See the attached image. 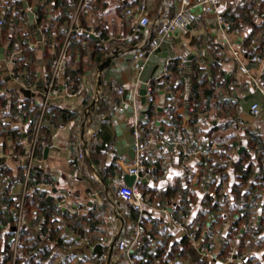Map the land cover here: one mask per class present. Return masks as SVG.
<instances>
[{"label": "crops", "instance_id": "1", "mask_svg": "<svg viewBox=\"0 0 264 264\" xmlns=\"http://www.w3.org/2000/svg\"><path fill=\"white\" fill-rule=\"evenodd\" d=\"M93 1H86L81 11V19L79 18L75 23L80 30L88 31L89 34L90 31L99 33V37L92 39L100 46L103 57L96 66H87L88 56L82 57L80 64L84 66V72L80 76V84L83 86L80 94L59 89L51 98L46 110L49 111L52 108L55 116L59 110H64L66 119L58 121L56 125L44 120L43 126L46 125L48 131L46 146L49 149L44 155L46 146L42 148L41 156L36 155L31 170L32 174L33 169L37 168L47 177V180L49 179L51 189L47 199L54 203L57 198L64 197L65 204L62 211L68 214L72 212L71 218H77L78 226L83 230L80 236L72 229L65 227L63 236L67 244L53 245L54 248L50 251L55 258L51 264H64L63 262L68 260V264H87L88 255L96 244L108 246L109 264H128L126 255L117 250L116 243L119 240L129 242L134 234L131 220L123 219L125 208L121 212L122 203L116 190L119 185L126 184L123 179V169L132 164L135 159L131 121L134 115L141 117L144 109L149 106L145 102L142 103L139 95L141 81L135 69L132 52L138 47H146L153 42L158 25L150 24L132 41H123L121 37L128 33L133 21L125 14V11L134 9L142 0H100L96 4H93ZM146 1L150 19L153 21L170 17L178 7L176 0ZM24 2L27 5L26 8H24ZM33 2L37 4L38 0ZM249 2L253 3L250 10L253 23L259 24L262 19L258 16V11L264 8V0H222L219 8L232 29L230 32H225L221 28L214 14L205 11L199 4V0H192L193 22L188 31L167 35L170 42L166 46V52L172 55L167 61L172 62L173 59H177L178 62L183 63V75L187 80L195 74V71L198 77L205 75L208 78L205 83L212 88L213 93L208 98L206 109L197 111L193 117L194 113L187 99L179 91L175 92L169 100V84L163 79V84L154 96L153 119L155 124L158 123L161 135L166 137L168 144L165 147L156 144L145 153L150 166L144 169L143 175L148 178L146 182H142L147 187L151 186L159 191L167 185L185 183L187 179L192 188L199 192L201 189L199 178L204 168L201 165L200 152L205 151L210 140L214 143L217 140H223L229 145L238 142L241 145L240 150L247 147L248 142L252 140L254 147L259 149L252 152V157L255 159L259 155L260 143L264 144V92L256 86L253 78L258 74L260 65L249 63L245 71L241 62H246L248 56L257 53L256 49L261 41V30L251 32L252 26L247 20L235 21L238 15L243 17L247 9L244 3ZM4 6L3 1L0 2V19L3 17ZM33 7L34 5H29L22 0V8L25 12L18 15L16 30L24 33L26 37L24 42L33 47L38 71L35 82L28 87L26 83L15 80L9 75L13 67L12 60L10 61V58L0 60V79L5 84L2 92L6 94L7 99L14 96L19 101V111H14L16 118L10 119V125L16 127L23 137L30 134L28 131L32 132V127L38 119L39 103L43 98L47 70L52 66L55 47L59 44L55 35L49 38L45 33L47 42L43 45L44 42L42 43L37 32L34 33L27 14V10H32ZM236 28H239L238 34L233 32ZM196 42L206 44L210 59L195 53ZM5 46L6 44L4 53ZM19 49L15 51L14 56L20 55ZM233 49L238 52V55L234 54ZM45 53L51 55L48 56ZM191 55L194 56L188 62L187 59ZM108 58H110L108 64L102 70L99 69V65ZM215 62L216 72L214 73L212 64ZM162 65L163 63L160 62L154 75L159 72ZM112 83L127 90V96L123 99L121 95L120 105L114 114L109 115L101 111L97 115L95 110L100 92L109 87L114 93L115 91L111 88ZM132 98L136 100L133 115L126 116L127 107ZM201 99H203L202 95ZM254 101L262 106L261 115L255 119V127L252 126L254 118L249 113V106ZM27 103L38 105V116L32 127L30 116H25L27 112L29 113L28 108L21 107ZM90 105L93 108L91 127L95 129L92 134L84 127L86 109ZM226 109L238 111L237 123L235 127L230 123L228 125L233 126L222 129L218 125L226 124V117L223 115ZM9 112L11 113L12 110ZM170 114L174 116L171 120L167 117ZM193 119L194 121L191 122ZM239 120H243L245 126L237 131ZM232 131L234 139L230 138ZM227 132H230L229 135ZM251 135L255 136L251 138ZM22 141L26 142V140ZM14 144L15 141L11 135H7L6 138L0 137V171L8 168L17 174L19 166L25 165L23 155L11 153ZM79 147L87 150L83 158L78 156ZM130 150H133V155L129 153ZM229 157L232 158L231 162L229 166L225 164L224 170L227 184L232 180V162L237 155L230 154ZM157 165L160 167H156ZM31 178L32 175H30ZM21 189V181L15 180L11 184L13 193L20 194ZM173 211L172 205L166 208L146 207L147 214L159 217L168 225L171 239L176 240L185 235L187 230L185 225L192 222L188 218L182 226L173 224L171 222ZM82 237H86L87 242L82 241ZM49 245L52 243H48ZM136 249L135 243L131 253ZM201 249H207L201 237L190 239L186 246L188 255L182 260V264H197L204 259ZM131 257L133 259L132 254ZM230 263L240 264V261L232 259L230 262L225 260L214 262V264Z\"/></svg>", "mask_w": 264, "mask_h": 264}, {"label": "trees", "instance_id": "2", "mask_svg": "<svg viewBox=\"0 0 264 264\" xmlns=\"http://www.w3.org/2000/svg\"><path fill=\"white\" fill-rule=\"evenodd\" d=\"M2 1L4 0H0V2ZM6 1L10 8L7 10L4 6L2 24L0 25V44L3 47L6 44L4 58L14 56L15 51L20 48V55L12 57V63L16 71H28L30 73L29 82L34 83L38 71L33 47L31 48L24 42V39H26L24 37L25 34L21 33L20 30H16L18 15L21 12H25L22 8V0ZM25 1L29 5H34V7L38 5L34 25H31L32 30L35 33L39 30L40 26H43L47 37L50 38L55 35L59 42L55 47V51L57 52L64 39L65 32L63 27L70 22L76 10L78 0H38L37 4L33 0ZM99 1L94 0L93 4ZM244 5L247 8L245 14H243V17L238 15L236 20H234L236 22L239 19L242 21L247 20L252 26L251 32L264 29V18L259 24L253 23L250 11L253 3H244ZM82 9L77 19L80 18ZM131 26L132 22L128 32H130ZM263 44L264 40L256 49L257 53H263ZM45 54L48 56L51 55L50 53ZM85 55L89 58V62L86 65L96 66L101 61L103 52L100 46L95 43V40L90 37L88 31L80 30L73 33L71 44L66 50V74L69 76L73 87H78L80 84V76L84 72V66L80 62L82 63V57ZM78 57H80V61ZM215 64L216 62L212 64V71L214 73L216 72ZM51 69L52 66L51 68L48 67L47 77ZM183 71V63L178 62L177 59H173L169 66L168 98L170 100L173 94L179 91L187 99L190 109L194 113V117L197 111H204L206 109L208 106V98L212 95L213 90L205 83L208 80L205 75L198 77V73L195 71V74H192L187 80L183 75ZM149 79L151 81L154 98L157 89L163 84V79L156 76H152ZM214 82L215 79L213 84ZM239 86L241 87V85ZM4 88L5 84L0 79V137L6 138L7 135H11L15 141L11 153L24 155L27 150V145L31 140L32 132L31 130L28 131L30 137L29 135L23 137L22 133L16 127L10 125V119L14 120L16 118L14 111H19V101L14 96L11 99H7L6 94L2 92ZM201 95L204 100L201 99ZM120 97L121 95L110 91L109 87L104 88L100 92L95 113L98 115L103 111L109 115L114 114L120 105ZM21 107L28 108L30 114L27 112L25 116H30V124L32 127L38 116V105L34 103L29 105L27 103V105H22ZM51 109L45 111L44 120L56 125L58 121L66 119L64 110H57L58 113H55V116ZM10 110H12L11 113L9 112ZM169 110L171 111V109ZM144 111L148 114V117L142 119L141 124L146 128L145 135H148V126L152 123L155 124L153 119L155 106L152 103ZM226 112L223 114L226 117V124L218 126L222 129H228L229 126L233 125L235 127L238 111L236 109H226ZM193 121L194 119L191 120V122ZM230 123L233 125H228ZM47 132V126H42L39 142L36 145L35 154L37 156H41L42 145L40 141H46ZM229 133L227 132V135ZM230 136V138L234 139L233 131ZM254 136L251 135V138ZM22 140H26V142L24 143ZM248 144L247 147L238 151L237 158L232 162V180L228 184L226 183L227 176L224 174L226 165L221 160L229 157L230 154L226 150L229 144L223 140H217L214 145L207 144L205 151L211 154L210 159H206L201 155V165L204 168L199 178L201 183L199 192L192 188L187 179L185 183L167 185L159 191L151 186L147 187L141 180L136 181L137 187L143 194V211L145 213L146 207L148 208L149 206L166 208L172 205L174 206L173 219L180 221L184 225L186 219L190 218L192 223L185 225L187 230L183 237L172 240L168 225L164 221L159 217H154L147 213L145 218L139 219V210L127 204L123 219L126 220V218H129L134 230L137 224H139L143 231L151 237L150 240L141 237L136 242L137 251L132 254L134 264H170L171 262L174 264H182V260L187 258L188 255L186 246L190 240L189 233H193L196 238L201 237L203 245L208 247L209 243L214 241L219 235V231L223 228L227 219H231V224L220 237V242L216 248L214 257L210 260L204 258L198 261L197 264H214L216 261H223L231 251H233L235 256L233 258L234 260L239 257L243 258L240 264H264V144L260 143L261 150L255 159L252 157V152L259 149L254 147L252 140ZM210 164H213L216 168V173L213 175L207 173V166ZM149 166L150 163L147 162L146 156L144 155V169ZM158 166L160 167V165L156 167ZM24 167L25 165L19 166L17 174H14L8 168L0 171V264H12L11 252L15 236L14 226L18 215L20 194L12 192L11 184L15 180L23 181ZM33 171L34 173L32 172L31 174L32 178L30 179V183L35 186L42 172L39 169L37 170V168L33 169ZM120 175H122L121 171ZM4 176L8 178L3 180ZM211 191H214V195H210ZM41 194H43V190L41 187L36 186L25 197L23 215L26 220V225L19 230L14 264H42V261H45L44 264H49V261L55 258V255L51 254L50 251L54 248L53 245L67 244L63 236L65 227L72 229L80 236L83 234V230L78 226L77 218H71L62 209L56 211L53 201L47 198L39 201L38 196ZM28 226L45 235L52 245L48 246L50 242L47 243L46 241L40 243L32 235ZM208 227L212 229L211 235L205 234V229ZM32 250H35L36 253H30ZM103 251L108 252V246L96 244L91 253H101ZM91 253L88 255L87 264L92 261ZM68 261L63 263L68 264ZM93 264L102 263L95 261Z\"/></svg>", "mask_w": 264, "mask_h": 264}, {"label": "built area", "instance_id": "3", "mask_svg": "<svg viewBox=\"0 0 264 264\" xmlns=\"http://www.w3.org/2000/svg\"><path fill=\"white\" fill-rule=\"evenodd\" d=\"M87 0H78L76 10L74 14L72 15V18L70 22L66 25H64V39L57 50V52L54 55L53 65L51 72L48 77H46L44 82V93L43 98L39 103V116L35 123V125L32 127V137L30 142L27 145L26 153L23 155L25 159V172H24V178L22 181V189L20 193V199L18 204V215L16 219V224L14 226V242L12 246V264H14V258L15 253L17 249L18 244V234L21 227L26 225V220L23 215L24 210V202L25 197L31 191L34 187L39 186L43 190V194L38 196V200H44V198H48L49 191L51 189V183L47 180V177L41 173L39 175V181L35 184V186L30 183V175L31 170L34 166V160L36 157L35 151H36V145L39 142V135L41 132V128L44 124V113L47 109V107L50 104L51 98L59 91V89H62L66 92L72 93V94H80L82 92L83 86L82 84H79L78 87H73L69 76L66 74V50L71 44V38L73 36V33L78 32L80 29L76 26V17L78 14V11L81 10L84 5L86 4ZM178 3L177 9L174 11V13L170 17H164L161 19V21H153L150 19L149 12H148V5L146 0H142L139 5H137L134 9H127L125 11V14L133 19L132 26L130 29V32H128L126 35L122 36L121 39L126 42H130L134 39V37L138 34H140L147 26L150 24H156L158 25V28L156 30L157 35L160 34H167L171 32L173 29H178L179 31L186 32L188 31V27H190L191 23L193 22V15L191 12V7L193 6L192 0H176ZM222 0H199V4L202 5L205 9V11L214 14L218 24L221 26V28L225 32H230L232 29L230 28V25L228 21L225 19L222 11L220 10V3ZM5 7L7 10H9L10 6L6 0L3 1ZM36 16V13H35ZM258 16L260 19L264 18V8L258 11ZM2 24V19H0V25ZM51 24V23H50ZM40 32V40L42 41L43 45L46 44V36H45V29L43 26H40L39 28ZM234 33H239V28H236L233 30ZM90 33L94 34L96 37H99V33L96 31H90ZM156 35V36H157ZM261 41L264 40V29L260 31ZM157 47V44L153 40V42L146 46V47H138L135 51L132 52V59L135 63V69L138 72L139 76L141 73V70L143 68L144 62L147 59V54L151 53L153 49ZM262 54L255 53L246 58V62L242 61V67L245 71H247V68H245L249 63L259 64L260 69L258 74L253 78L254 83L256 86L261 89L264 92V44L262 45ZM18 52V51H17ZM16 52V53H17ZM233 52L235 55H238V52L233 49ZM12 58L10 57V61ZM171 65L170 61H165L159 70L158 73H156L154 76L158 78H162L166 81H168L169 76V66ZM15 66L13 65L12 69L9 71V75L14 78L17 81H21L26 83L28 87H30L32 84L29 82L30 80V73L26 70L16 71ZM145 85V103L146 105H150L153 103V90L150 79L146 80L144 82ZM111 88L113 91H115L118 95H123L124 89L115 84H111ZM133 93H136V91H133ZM126 106V104H124ZM136 105L135 98H132L129 102V106L134 108ZM92 105H90L87 109V115L85 119V125L87 132H90L91 134L95 131L93 127H91V123L93 121L91 116L92 111ZM249 113L254 118L252 121V126H256V118L259 117L262 113V106L254 101L249 106ZM148 117V114L143 111L141 114V117H138L137 115H134L132 121H131V128L133 133V142H132V148L135 153V159L134 162L128 166H125L123 169L124 173H134L137 174L139 171L142 173L144 172V155L146 151L156 144L165 147L168 144V141L166 137L162 136L159 132V125L157 124H150L148 126V135H145L146 128L141 124L142 119H146ZM169 120H171L174 116L172 114L167 116ZM245 126V123L243 120L238 121V128L237 131H239L241 128ZM42 148H44L47 143L45 140L40 141ZM209 144L214 145V142L212 140L209 141ZM241 145L240 143H235L233 145H227L226 150L232 155H237L238 151L240 150ZM87 153L86 148L79 147V158H83L85 154ZM200 155H202L206 159L211 158V154L202 151L200 152ZM231 157H228L226 159H222V163H225L227 166H229V163L231 162ZM133 167V168H131ZM227 170V169H226ZM123 173V174H124ZM207 173L209 175H213L216 173V168L213 164H210L207 166ZM144 176V175H143ZM8 177L4 176L3 180H6ZM1 183V181H0ZM117 195L119 196L122 208L121 212L125 208L127 204H130L133 206V208L139 210L140 215L139 219L145 218L146 213L143 211L144 207V199L143 194L140 191V189L136 185V181L132 186H129L127 184L119 185L117 190ZM210 195H214V191L210 192ZM54 209L56 211H59L63 208L65 204V198L59 197L55 200ZM166 211V210H164ZM69 216L72 215V212L68 214ZM171 222L175 225L182 226V223L176 219H171ZM231 224V219H227L223 228L219 231V235L214 239V241L210 242L207 249H201L202 256L205 258H212L214 257L216 248L218 247V244L220 242V237L224 234V231L228 226ZM28 229L31 231L32 235L38 239L40 243L42 242H48L49 239L43 235L42 233L38 232L36 229L31 228L28 226ZM205 234L211 235L212 229L206 228ZM145 237L146 239L150 240L151 237L148 233H145L142 229V227L137 224L136 229L134 230V234L132 239L127 242L125 240H119L116 243V248L120 253H123L126 255L128 264H134V260L131 257V250L132 246L141 238ZM189 237L191 240H194V234L189 233ZM82 241L87 242L86 237L81 238ZM30 253H36L35 250L30 251ZM91 262L89 264H93L95 261H99L102 264H109L108 261V252L103 251L101 253H91ZM233 251L229 253V255L226 257L225 261L230 262L234 258ZM237 261H242L243 258L239 257L236 259ZM172 264V263H170Z\"/></svg>", "mask_w": 264, "mask_h": 264}, {"label": "water", "instance_id": "4", "mask_svg": "<svg viewBox=\"0 0 264 264\" xmlns=\"http://www.w3.org/2000/svg\"><path fill=\"white\" fill-rule=\"evenodd\" d=\"M37 6L36 5L32 10H27V14L30 20L31 25H34V18H35V13L37 10ZM27 5L24 2V8H26ZM190 28V27H188ZM177 33H179L178 29H173L171 32L167 33V34H160L157 35L154 38L155 43L157 44V47L155 49H153V51L151 53L147 54V59L143 65V68L141 70L140 73V89H139V95L141 98L142 103L145 102V85L144 82L146 80H148L150 77L154 76V73L156 72L157 68L159 67V63H164L170 56H172L171 54L166 52V46H168L170 39H168L167 35H176ZM37 34L39 36V38H41L40 36V32L39 30L37 31ZM90 37L91 38H97L94 34L90 33ZM196 52L198 55H203L204 58L206 59H210V57L207 55V47L206 44H200L199 42H196ZM194 55H191L190 57H188V62L189 60H191L193 58ZM0 60H4V47L0 44ZM110 58H108L105 62L101 63L99 65V69H103L105 67L106 64H108ZM127 96V90H124L123 92V99H125ZM97 100V98H96ZM133 115V108L131 106L127 107V111H126V116H132ZM158 124V123H157ZM49 147L46 146L44 148V155L47 154ZM129 153L131 155H133V150H130ZM133 168V167H131ZM123 179L124 182L129 185L132 186L134 184L135 181L137 180H141L143 182H146L147 177L143 176V173L141 171H139L137 174L134 173H124L123 175ZM137 251L134 250L131 254L135 253Z\"/></svg>", "mask_w": 264, "mask_h": 264}, {"label": "rangeland", "instance_id": "5", "mask_svg": "<svg viewBox=\"0 0 264 264\" xmlns=\"http://www.w3.org/2000/svg\"><path fill=\"white\" fill-rule=\"evenodd\" d=\"M80 12V10L78 11V13ZM77 17H78V15H77ZM77 17H76V20H78L77 19ZM31 72V71H30ZM93 79V78H92ZM30 80V79H29ZM94 80V79H93ZM39 257V256H38ZM45 263V261H42V264H44ZM49 264H51V260L49 261Z\"/></svg>", "mask_w": 264, "mask_h": 264}]
</instances>
